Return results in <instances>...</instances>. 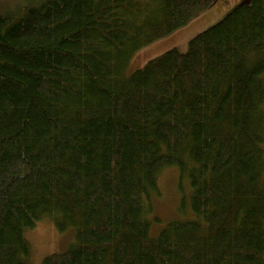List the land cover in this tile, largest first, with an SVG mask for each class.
<instances>
[{"label": "trees", "instance_id": "trees-1", "mask_svg": "<svg viewBox=\"0 0 264 264\" xmlns=\"http://www.w3.org/2000/svg\"><path fill=\"white\" fill-rule=\"evenodd\" d=\"M213 2L0 6V264L42 219L73 233L43 264H264V0L124 73ZM166 168L194 217L153 231Z\"/></svg>", "mask_w": 264, "mask_h": 264}, {"label": "rangeland", "instance_id": "rangeland-1", "mask_svg": "<svg viewBox=\"0 0 264 264\" xmlns=\"http://www.w3.org/2000/svg\"><path fill=\"white\" fill-rule=\"evenodd\" d=\"M18 0H0V6L12 7ZM20 1V0H19ZM242 0H214L211 6L201 11L184 26L163 38L155 40L137 50L128 61L124 73L130 75L141 68L148 60L163 52L176 48L179 52L187 50V42L197 33L218 22L229 10ZM160 194L153 201V215L159 221L151 225L153 231L159 230L171 220H188L194 217L189 204V189L186 184L178 186L177 172L174 168L164 169L158 177ZM150 230L151 234L152 233ZM72 230L59 232L49 219H42L27 229L25 236L30 242L28 264H43L46 256L64 251L72 239Z\"/></svg>", "mask_w": 264, "mask_h": 264}, {"label": "bare ground", "instance_id": "bare-ground-1", "mask_svg": "<svg viewBox=\"0 0 264 264\" xmlns=\"http://www.w3.org/2000/svg\"><path fill=\"white\" fill-rule=\"evenodd\" d=\"M128 75V74H127Z\"/></svg>", "mask_w": 264, "mask_h": 264}]
</instances>
